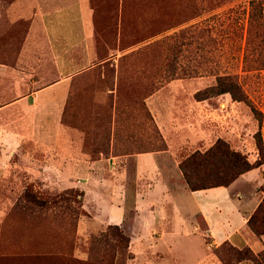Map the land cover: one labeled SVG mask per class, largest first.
Segmentation results:
<instances>
[{
    "label": "rangeland",
    "instance_id": "1",
    "mask_svg": "<svg viewBox=\"0 0 264 264\" xmlns=\"http://www.w3.org/2000/svg\"><path fill=\"white\" fill-rule=\"evenodd\" d=\"M13 1L0 0V264L130 261L127 247L113 239L122 234L129 240V234L117 225L89 223L98 222L101 190L87 188L80 174H58L68 163L96 160L98 181L121 171L129 206L135 153L169 146L165 156L178 163L220 139L253 161L257 136L264 148V68L243 63L264 58V28L251 35V49L245 44L250 0H89L104 33L99 55L117 58L71 79L59 115L70 137L63 128L35 126L29 106L6 105L52 80L3 71L29 23L27 14L10 7ZM218 75L234 77L248 102L210 92ZM50 114L44 115L48 122ZM252 169L253 177L248 173L231 187L242 199L253 195V178L257 193H264V162ZM195 220L197 231L180 241L198 256H185L182 264L201 255V240L209 243L201 218Z\"/></svg>",
    "mask_w": 264,
    "mask_h": 264
},
{
    "label": "crops",
    "instance_id": "2",
    "mask_svg": "<svg viewBox=\"0 0 264 264\" xmlns=\"http://www.w3.org/2000/svg\"><path fill=\"white\" fill-rule=\"evenodd\" d=\"M10 7L19 12L18 16L27 14L29 23L22 43L14 53L6 56L11 65H5L3 71L16 78L52 80L6 105L29 106L34 111L35 126L63 128L67 136L59 115L66 96L71 93V79L117 57L99 55L98 43L105 41L101 38L104 33L99 31L97 13L89 0H15ZM48 65L50 68L46 69ZM32 67L34 70L30 71ZM47 112H51L48 117L52 122L44 116ZM168 152L169 146L133 155L134 183L129 206L124 193L127 187L117 169L98 181L100 173L94 169L97 161L80 159L73 162L75 165L68 163L58 174H80L86 178L87 188L94 185L101 190L97 196L98 222L90 219L89 223L98 227L117 225L129 234L127 249L131 257L127 264H182L185 256L194 253L198 256V250L194 252L186 246L187 241L181 242L182 238L190 237L191 230L197 231L195 216L201 218L209 243L200 241L202 253L193 264H221L212 256L210 246L216 247L224 241L237 248L248 246L253 252L260 250L264 246V233L254 235L246 219L264 193L261 196L257 193L254 178L253 195L247 200L242 199L239 191L231 190L239 178L248 173L253 177L254 169L240 174L227 186L189 190L182 181L178 163L165 156ZM87 225L85 223V228Z\"/></svg>",
    "mask_w": 264,
    "mask_h": 264
},
{
    "label": "trees",
    "instance_id": "3",
    "mask_svg": "<svg viewBox=\"0 0 264 264\" xmlns=\"http://www.w3.org/2000/svg\"><path fill=\"white\" fill-rule=\"evenodd\" d=\"M259 26L264 28V0H250L245 30L246 48L251 49V35ZM261 50L264 56V40L262 41ZM243 63L244 66L248 64L249 66H255V68H264V58L261 60H243ZM209 90L214 94L228 93L231 99L235 101L248 102L241 85L230 75L216 76L215 83L209 87ZM205 97L196 95V99ZM251 111L258 113L253 107H251ZM255 147L257 151L256 158L249 161L245 154L230 148L223 140L217 139L205 150H195L185 156L178 162V168L189 190L227 186L240 174L256 168L264 162V148L259 136L256 138ZM246 225L256 236L264 233V196L247 217ZM113 239L117 246L120 245L126 248L128 245V238L122 234H114ZM224 247H226V253L221 255V249ZM214 249L215 253H218L217 255L222 264H234L239 261L264 264V246L257 252H253L248 246L237 248L224 241Z\"/></svg>",
    "mask_w": 264,
    "mask_h": 264
}]
</instances>
